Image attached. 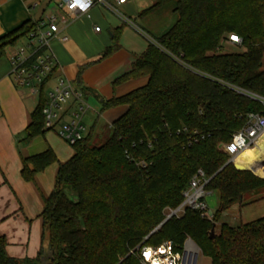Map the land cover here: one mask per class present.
<instances>
[{"label":"trees","instance_id":"1","mask_svg":"<svg viewBox=\"0 0 264 264\" xmlns=\"http://www.w3.org/2000/svg\"><path fill=\"white\" fill-rule=\"evenodd\" d=\"M169 5L176 21L153 35L146 51L113 86L141 77L147 82L102 104V111L127 108L111 123V133L95 139L93 126L71 145L73 155L65 162L51 147L22 156L26 181L35 182L38 173L59 164L53 190L42 194L40 217L49 244L37 257L20 259L8 255L7 239L0 236V264H43V256L50 264H142L143 246L171 241L181 250L187 238L211 264H264V216L239 226L223 223L213 238L209 234L225 211L264 193V178L255 175H264V136L240 157L248 162L241 166L255 174L228 163L221 148L244 124V115L261 111V105L219 82L264 96V0H154L140 16L163 13ZM40 22L32 17L2 35L0 56ZM232 34L242 38L236 45L242 50L226 52L223 42ZM54 70L40 86L18 144H29L48 131L43 108ZM195 136L200 140L193 142ZM198 169L210 178L206 190L218 195L214 222L186 209L154 231L167 210L182 203Z\"/></svg>","mask_w":264,"mask_h":264},{"label":"crops","instance_id":"2","mask_svg":"<svg viewBox=\"0 0 264 264\" xmlns=\"http://www.w3.org/2000/svg\"><path fill=\"white\" fill-rule=\"evenodd\" d=\"M42 1L0 0V37L34 17ZM153 4L154 0H129L116 5L119 13L96 5L88 14L62 24L58 36L51 40L57 64L47 90L62 77L86 91L88 109L84 118L88 132L99 124L110 126L127 109L122 105L102 111L105 100L123 96L147 82L146 77H141L113 86V81L130 71L135 60L146 51L153 35L170 26V20H161V24L164 15L160 12L140 16ZM96 26H100V31ZM26 42L27 38L19 40L0 56V236L7 239L8 255L20 259L35 258L42 248H48V236H44L40 217L44 206L42 194L49 195L53 190L59 165L54 163L38 173L35 182L26 181L21 174L22 156H32L48 147L55 151L60 162L73 155V149L69 154L62 153L46 134L29 144L17 142L37 105L33 107L32 100L37 98L38 102V97L30 95L28 88L19 86L11 75L8 56ZM108 48L110 53L104 55Z\"/></svg>","mask_w":264,"mask_h":264},{"label":"built area","instance_id":"3","mask_svg":"<svg viewBox=\"0 0 264 264\" xmlns=\"http://www.w3.org/2000/svg\"><path fill=\"white\" fill-rule=\"evenodd\" d=\"M128 1L54 0L53 10L44 12L40 24L27 37L28 42L13 49L8 56L11 63V75L15 82L22 88H28L30 95L38 97L41 84L49 77L57 64L56 56L51 48V40L58 36L60 26L68 24L71 19L80 14H88L96 5L108 7L119 13L116 5H122ZM96 30L100 31V26H96ZM227 41L239 45L242 43V38L232 34ZM219 82L261 105V111H248L244 115V124L233 133L229 142L221 145L223 151L229 156V163H233L237 169L253 171L241 166L244 162L240 160V157L247 148L257 146L264 136V96L225 81ZM46 94L48 102L43 108L45 128L57 130L59 136L70 145L85 138L88 127L84 117L88 104L82 90L61 77L46 91ZM199 140V137L195 136L193 142ZM139 164L143 167L147 166L145 161H140ZM260 166L264 167V161L260 162ZM209 180L210 178L202 169L195 172L188 188L184 191L182 203L174 211V216L183 213L186 209H191L198 211L201 218L214 222L215 212L207 201L210 192L206 190V185ZM187 246L185 242L179 250L171 241H165L157 246H143L140 249V259L143 264H194V251Z\"/></svg>","mask_w":264,"mask_h":264},{"label":"rangeland","instance_id":"4","mask_svg":"<svg viewBox=\"0 0 264 264\" xmlns=\"http://www.w3.org/2000/svg\"><path fill=\"white\" fill-rule=\"evenodd\" d=\"M52 10H53V3H51L48 6L47 12H50ZM162 14L164 16L161 17L160 22H161V20H162V22H164V20L165 21L170 20L169 25H172L177 19V15L173 14V12H172V6L171 5L167 6L163 10ZM162 22H161V24H162ZM23 45L24 44H22L21 46H23ZM223 45H224V49L226 52H234V51L242 50L241 48H238L234 43H230L227 40L223 42ZM262 68H264V62H263ZM36 103H37V98H34L32 100V106L35 107ZM109 133H111V128L109 125H104V127H103L102 124H99L97 127H95V130L93 131V137L95 139L98 138L99 140H103L106 135H109ZM58 135L59 134H57L54 130H48L46 133V138L51 140V144L54 145L57 149H59L62 153L69 154L70 151L72 150L71 145L67 144ZM253 159H251V160H253ZM263 169H264V167H263ZM248 171L255 174L254 171H251V170H248ZM255 175L259 176L261 178H264V175H258V174H255ZM70 197L74 198L72 193H70ZM251 200L252 201L249 204H246L244 206L234 205L230 209L225 211L222 214L219 221L216 223V228L214 229V235L218 233L219 228L223 223H228L229 225H232V226H239L242 223H247V222H250V221H253L255 219L263 217L264 216V193H262L256 197H253ZM207 201L209 202V205H210V208L212 209V211L215 212L218 208V205H219L217 193H215V192L209 193L207 196ZM176 209H168L166 217L169 214H171L172 212H174ZM182 214L183 213H180L179 216ZM212 230L213 229H211L209 231V234H211ZM160 238L165 240L164 237H160ZM186 242L188 245L187 246L188 249L194 251L193 263L196 261V264H211V259L209 257L202 255L201 250L199 249V247L195 244V242L191 238H187ZM45 260L47 262L50 261L49 258H46ZM141 263H142V261H141Z\"/></svg>","mask_w":264,"mask_h":264},{"label":"water","instance_id":"5","mask_svg":"<svg viewBox=\"0 0 264 264\" xmlns=\"http://www.w3.org/2000/svg\"><path fill=\"white\" fill-rule=\"evenodd\" d=\"M53 2V0H43L42 2H41V4L39 5V7H38V9H37V12H36V14H35V16H34V19L36 20V21H39L40 19H41V17H42V15L44 14V12L46 11V9L48 8V6L51 4ZM229 163V162H228ZM239 170H245V169H239ZM175 214V212H172L171 214H169L165 219H164V221L154 230V231H156L159 227H161L164 223H166V221L170 218V217H172L173 215ZM214 229L215 228H213V230H212V232H211V235H210V237L211 238H213L214 237ZM153 231V232H154ZM152 232V233H153ZM42 263L43 264H50L51 263V260L50 261H46L45 260V256H43L42 257ZM194 264H196V261L194 262Z\"/></svg>","mask_w":264,"mask_h":264},{"label":"bare ground","instance_id":"6","mask_svg":"<svg viewBox=\"0 0 264 264\" xmlns=\"http://www.w3.org/2000/svg\"><path fill=\"white\" fill-rule=\"evenodd\" d=\"M255 147H256V146H255ZM255 147H251V148H255ZM251 148H247V149H251ZM247 149H246V150H247ZM241 161H242V160H241ZM250 161H251V160H250ZM250 161H249V162H250ZM243 162H244V163H248V162H246V161H243Z\"/></svg>","mask_w":264,"mask_h":264}]
</instances>
